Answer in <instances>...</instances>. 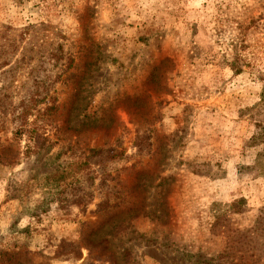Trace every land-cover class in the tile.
I'll list each match as a JSON object with an SVG mask.
<instances>
[{
    "label": "rangeland",
    "instance_id": "obj_1",
    "mask_svg": "<svg viewBox=\"0 0 264 264\" xmlns=\"http://www.w3.org/2000/svg\"><path fill=\"white\" fill-rule=\"evenodd\" d=\"M10 52L0 264H264V0H0ZM34 79L57 109L26 156L9 112Z\"/></svg>",
    "mask_w": 264,
    "mask_h": 264
},
{
    "label": "trees",
    "instance_id": "obj_2",
    "mask_svg": "<svg viewBox=\"0 0 264 264\" xmlns=\"http://www.w3.org/2000/svg\"><path fill=\"white\" fill-rule=\"evenodd\" d=\"M12 52L6 54L3 58L0 60V66L4 67L7 64H9L10 60V54ZM50 58L54 60V62H59L64 58V50L62 45H57L56 48H54L51 53L49 54ZM72 57H67L68 60V67L72 64ZM43 83H45V80L38 81L33 80L31 86L34 90H30L26 95L19 98V100L11 106L10 109V122L12 123V136L15 140H21L22 138H25L26 145H25V151L23 152L26 156L32 154V152L37 151V148L40 147V142L46 140L45 137H43L42 132L40 131L41 128V122L45 118V116H48L49 114H52L57 109L56 106V97L54 96H48L47 97V91L48 88L43 86ZM44 103V107L40 108L39 105ZM31 117H33L31 119ZM146 138V135H140L136 138V147H138V150L141 151V144H137V142L142 141ZM114 148L112 147H106V148H90L88 150V158H87V169L84 170L85 174L84 177H86V180L88 181L89 185H94L95 179L97 175L100 172L101 177V183H107V180L114 179V176L110 174V171H105V166L107 165V162L111 160V158L114 156L113 154ZM16 155V153H15ZM14 156H12L13 158ZM104 159H106V164L103 162ZM101 168V170L98 169ZM75 194V192H74ZM89 197L92 195L91 193H88ZM75 199H80L81 197L76 196ZM73 204L80 203L78 200H71ZM243 199H240L238 201L232 202L229 206L233 209H236L238 211V208L240 207V204L242 203ZM108 199L103 201L102 203L98 204V208H104L107 206ZM264 212V211H263ZM264 220V213L259 216V219L257 220V227L254 228V234L251 237V239H256L258 236L264 238V228L262 227L264 223L262 222ZM260 231V232H259ZM249 237V236H248ZM229 254H226L225 257L232 256ZM224 256V255H222ZM238 258V257H237ZM239 258H242L241 256ZM237 259V261H233L234 264H246L244 261ZM260 256H255V260L252 264H261L260 263Z\"/></svg>",
    "mask_w": 264,
    "mask_h": 264
}]
</instances>
